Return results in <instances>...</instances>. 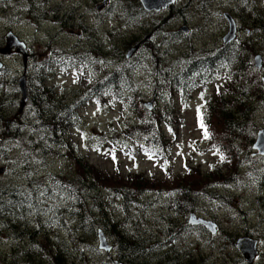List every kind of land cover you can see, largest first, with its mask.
<instances>
[{
    "label": "trees",
    "instance_id": "obj_1",
    "mask_svg": "<svg viewBox=\"0 0 264 264\" xmlns=\"http://www.w3.org/2000/svg\"><path fill=\"white\" fill-rule=\"evenodd\" d=\"M6 1L9 2V0H0L2 4L7 3ZM29 1L32 2V5H29L31 9L17 10L19 14H27L30 21L35 23L44 22L43 15L38 16L42 10L37 8L41 0ZM79 1H82L81 6L66 9L62 14L60 11L61 15H58L57 20L50 22L65 28L72 24L73 28L61 27L60 29L62 32L69 30L74 33L75 43L59 46L56 37H49V42L46 44L50 53L43 62H36L37 50L34 47V65L31 71L34 76L31 81L32 86L28 90L35 116L32 130L40 140L34 148H40L42 155L44 153L61 155L70 151L68 129L81 116L80 107L94 101L102 109L107 106H130L132 103L140 110L137 115L138 121L123 125L120 133L114 137H108L107 142H104L102 138L100 145L104 142V145H113L117 148L119 147L117 144L121 143L125 147L127 144L122 141L124 138L127 143H140V147H146L149 150L157 148L168 150L171 143L168 142L169 139L162 127H172L173 120L177 117L169 106L155 113L147 112L139 101L138 93L141 94V90L135 88L133 82H130L127 68L123 66V62L128 64L125 53L136 47L135 41L138 40L124 39V42L121 41L123 44L119 45L121 49L114 42L109 43L105 40L104 45L101 44L92 33V29L80 21L78 12L80 8L94 6L96 2L103 0ZM112 1L120 4L124 11L127 9L126 13L129 12L130 6L133 9L131 17L133 21L137 14L134 11L144 14L139 0ZM0 9L6 11L4 5H0ZM49 15L46 12L44 16L49 17ZM254 25L264 31L262 20L254 22ZM147 35L149 34H145L146 38L143 35L140 43L147 48L146 51H150L147 55L150 57L156 48ZM254 41L259 40L247 38L241 44H234L222 51H216L213 59L206 52L196 56L193 53L194 50H191L190 55L193 53L192 57L201 60H191L189 64V77L194 79L192 82H184L183 64L170 80L167 73L160 71L159 74L164 76L163 81L166 82L163 91L165 98L167 95L174 94L175 90L193 91L200 83H203L206 89L208 77L203 74L201 68L209 61H211L210 66L214 65L217 58L220 59L218 61L221 68L233 74V82L237 84L233 89L236 96L231 100H224L221 96L212 99L203 106L199 115L200 122L202 118L208 132L206 138L202 128L204 141L223 152L228 167L233 171L240 162L237 146L249 148L257 131L253 114L258 109L247 100L252 97L256 101L255 97H258L260 98L258 101L262 102L260 105H264L262 79L250 69L248 62L249 56L257 53ZM116 59L122 63L112 64L111 60ZM72 71L78 72L77 87L68 96L55 97L53 88L49 87L50 80L53 77H63ZM200 76L202 78L198 79ZM3 77L4 74L2 80ZM7 86H4L0 92V108L9 103L6 99ZM17 86L16 80L14 94L18 92ZM16 105L21 107L23 103L20 101ZM145 113H148V116ZM8 119L14 125L18 124V128L3 132L0 134V139L6 140L11 135L14 140L20 136L21 129L25 128L24 123L11 115ZM6 120L5 117L4 121ZM152 153L159 155L155 150ZM34 156L27 155L24 158L28 167L32 161L34 162ZM80 156L76 155L75 166L70 172H61L41 179L34 177L35 180L30 179L24 186L19 185L17 189L0 186V237L5 238L1 242L2 249L15 251L13 259L9 258L7 253L2 262L11 264L15 260V264H102V257L96 258L99 253L96 243L98 232L103 231L115 240L119 253L122 254L120 258L123 261L127 259L129 264H134L137 257L148 256L150 245L154 241L153 236L159 233L150 224L141 222L140 217H135L140 209V202L145 196L156 192L169 196V209L166 210L168 216H171L172 226L169 227L172 228L171 232L179 231L177 228L181 226L176 223V216L183 214L184 217H188L189 213L196 209L199 199L212 198L218 187L216 182L222 179L219 168L207 171V174L203 176L198 168H195L191 175L187 171L185 176H175L170 180L171 182L167 180L158 182L155 178H147L137 173L132 176H114L103 173L97 166L84 162ZM209 192L212 195L208 194ZM112 198L122 203L126 211L125 217L129 216L132 220L127 228L118 215H113ZM48 202L51 204H47ZM164 218L166 217H162ZM63 219H69V224L63 222ZM157 242L160 243V241Z\"/></svg>",
    "mask_w": 264,
    "mask_h": 264
},
{
    "label": "rangeland",
    "instance_id": "obj_2",
    "mask_svg": "<svg viewBox=\"0 0 264 264\" xmlns=\"http://www.w3.org/2000/svg\"><path fill=\"white\" fill-rule=\"evenodd\" d=\"M61 1L62 3H72L74 8H76V4L79 3V0ZM58 2L59 0H53L50 5L45 6V8L41 10L38 16L43 15L42 18L45 19H43L44 22L41 21L40 23H35L34 21L27 22L26 19H23V21L19 20L20 22L13 21L12 23L11 20L17 19L18 17L16 12L8 14V10L2 11L0 9V51L4 54L3 58L9 57L8 59H0V62L4 64L1 72H4L5 70L9 72L4 74L5 77H3V80L0 81V86H2L6 80L8 82L7 84H9L8 86L7 84L4 85L7 86L6 99L9 103L7 106H4L5 110L0 113V134H3L4 132L1 128L2 121H4L6 117L7 120L4 122H9V115L14 116L19 121H26L28 123L35 118L32 107L25 109L24 106L18 107L16 105V103H20L21 95L19 90L16 92L17 94H14L15 92L13 88H15L16 79L19 80V78L24 75V63L22 57L12 58L16 53L12 54V57L8 56L9 47L6 45V36L12 31L16 35L19 34L21 39L28 45L29 48H32L33 46L36 47V62H43L47 59L48 54L50 53L46 44L49 42V37H56L57 44L59 46H69L74 44V33L69 30L62 32L60 28L65 27H60V25L56 26L54 23H50L55 22L58 15H60V11L53 10ZM192 2L193 0H177V5L181 6L182 3ZM101 4L102 3H98V5ZM229 4H231L229 0H222L221 5L219 1L213 0L209 9L206 8L207 11L205 13L208 17L205 22L201 20V17L199 16L200 11H196V7L194 6L189 8V11L187 12V19L183 21H181V18H174L173 20L169 17L170 15L167 14V12L161 14L160 16L143 17L141 27L144 25H146V27L143 29L141 28V30L144 36L145 34L150 35H147L149 36L148 39L153 38L154 40V36H158L155 33V29L151 26H155V23H160L163 19H169V22L164 27L172 26L175 31L172 33L170 28L165 30L164 35L161 36L163 37V41L158 40V43L161 44L158 47L159 50H157L159 56L157 58L150 57L149 60H151V63L148 60L145 61L144 58L147 57L145 54L147 51L143 48L142 44L137 41H135L136 45H140L142 51L137 53L132 59L127 60L128 64L123 62V66L127 68L130 82H133L135 88L141 90V94L138 93L139 101L141 102L140 104L145 107L146 103L149 106L150 102L154 103V101H156L157 104L155 106L153 105L152 113L158 112L161 108L162 110H165L167 106H169L177 117L173 120L174 125L172 127H162L163 132L169 139L168 142L171 143L168 150H164L162 148L151 149L152 151L155 150V152L159 153V155H156L148 148L140 147V143H127L124 138H122V141L127 144L125 147H123L121 143L117 144V146H119L117 148L113 145H104V142H107L108 137H114L120 133L123 125L133 124L138 121L137 115L138 112L140 113V110L136 107V105H132V103L130 106H107L102 109L98 107L94 101H90L80 107L81 116L78 117V121L68 129V144L71 145V147L69 149L70 151L67 153H63L61 155H57L58 153L53 155L51 153V155H49L45 154L43 151L45 156L40 154L42 153L40 148H34V145L40 143V140L37 135L33 134L32 130L27 128H22L20 136L14 140L11 135L6 140L0 139V184L7 187L8 185L11 186L17 182L23 183L24 180L39 174L43 175L42 178H44L45 176H52L57 173L60 174L61 172H70L71 168L75 166L74 163L76 155H81L80 157L84 162L97 166L103 173L106 172L114 176H132L137 173L139 175H144L147 178H155L158 182L164 180L170 181L174 179L175 176H185L187 171L189 172V175H191L195 168H198L202 176L206 175L207 171L209 172L219 168L220 178L222 179L221 181H217V188H219V192L221 193L219 196L221 201L216 202L217 196L219 195L217 189L214 193L215 195H213V202H211V197L207 200L203 198L199 199L197 203L198 209H195V213L199 212L222 222L221 225L223 232L217 239V241L220 242L215 246L217 249L220 248L223 243H229L232 239L240 237V234L243 233V231L239 228L248 221L247 217L262 216L264 201L262 199L253 200V198L248 201H244L238 197L239 203H236L237 198L235 196L240 194L237 187L231 189L234 192L233 196L230 197L232 200L222 197L226 196L225 194L230 189V187H227L230 183L226 182L235 175L234 173H237L236 176L239 175L240 171H233L229 169L228 166L223 163V152L219 149L213 148L212 145L204 141L205 139L202 134V128L200 127L199 120L200 105H203L205 101H209L212 98V95L208 93L213 95L219 93L216 91L217 86L216 88L212 86L209 88L210 92L203 93L197 92L194 89L192 91L193 97L187 100L179 99L178 93H176L172 98L170 95H167L165 98L163 97V91L165 90L166 82L163 81L164 76H159L158 74L160 69L164 73L167 72V74H169L173 68L177 69L182 63V52L185 50L193 49L195 46L205 47L215 45L219 43V41L221 42L223 37L228 33V26H225L223 21L224 18L220 20L217 15L219 12L229 13V11L226 10V7ZM261 4L263 5L261 8H264V0H261ZM113 5L115 6L111 7L109 12H102L100 15L93 13V10H96V6H92L91 8L90 6H86L84 9L80 8L78 12V15H80V21L84 22V24L88 25L91 29L94 27H103L104 31H108L113 25V22L119 23L121 19V9L116 2H114ZM64 6L67 7V4ZM244 10L246 9L240 8L236 10V13H238V15H242ZM46 12L50 14V18L44 16L46 15ZM193 14H196L197 16H192ZM259 15L262 19H264V9L263 12H259ZM249 16L252 18L251 15ZM24 17L29 18L26 15H24ZM161 17H163L162 20ZM98 22H100L101 25H98ZM148 24H150V27ZM14 25L19 26L13 27ZM73 27L74 26L71 24L65 29ZM248 27L250 28L248 32L243 31L242 33H238L239 39L242 42V40L246 38H257L259 41L253 42L257 47L258 54L256 55L261 56L264 60V31L258 29L257 25H249ZM179 31H183L185 34L180 32L178 37H175ZM133 33H135V30L129 28L123 33H120L119 36L112 38L111 42H114L115 45L121 49L119 45L123 44L124 39L134 40L133 35H131ZM100 38L103 39L102 37ZM173 38L177 40L164 44L166 40H172ZM106 40H110V38L106 37ZM122 46L124 48V45ZM127 53L128 52H126L125 55H127ZM31 55L33 58L34 51H31ZM256 55H250L248 58L250 69L263 79L264 70L258 72L255 68L254 58ZM111 61L112 64H115V62H118L119 64L118 59ZM164 67L167 69L165 70ZM12 74H14L12 78H9ZM77 74V71H73L72 75L69 76L67 84L68 88L73 89L74 84L71 81L72 76ZM167 77L169 79V76ZM234 85L237 86L235 82L229 83L227 77L219 82V86L223 89L231 88L233 90ZM225 94L228 96L227 92H225ZM61 96L65 97L64 94ZM235 96L226 97L224 100H231ZM249 98L250 99L247 101L252 104L254 108L258 109L259 112L255 115V124L257 128L262 130L264 128L262 127L264 125V105H260L262 102L260 103L258 101L260 99L258 97H255L257 98L256 101H254V98L252 97ZM11 101H13V105H11ZM147 114L148 113H145V115ZM75 127L79 128L76 129ZM11 129H15V127ZM102 138L104 142L103 145H100L99 142H101ZM241 148L247 152L244 147ZM27 155H35L33 158L34 162L32 161L29 167L24 160ZM255 166H258L257 163ZM260 170L261 169L259 167L254 171L245 172L246 174L244 176H240V178L247 180L251 185H253L257 183L256 178L258 176L256 175ZM208 194L212 195L210 192ZM168 197V195L158 194V192L150 193V196H145L143 201L140 202V209L136 212L135 217H140L141 222L146 225L150 224L156 232L160 231L163 226L165 229L172 226L171 219L166 214L164 215V213H160L163 210H166L164 209V204H162V202L164 201L168 206V203L170 202L169 199H166ZM89 200H91V198H89ZM112 202L113 215H118L127 228V225L131 224L132 220L129 219V216L125 217L126 211L122 207V203H120L119 200L112 198ZM47 204L50 205L51 202H48ZM246 207L251 212H247ZM235 209L239 210L237 223H235L234 220V216H236L235 212H237V210L234 211ZM241 209L242 211H240ZM132 212H134V209H132ZM147 212H149V214H147ZM162 216H165L166 219H161ZM244 216H246V219ZM184 220L185 218L183 214H179L176 216L175 221L179 226H181ZM63 222L69 224L70 220L63 219ZM192 234L188 235L189 238H184L185 245L196 247V244L211 242L213 240L210 234L206 235L207 240H201ZM158 236L159 234H155L156 238ZM164 236L165 235L163 234L161 235V240ZM109 238L111 244L116 245L114 242L115 240L111 237ZM3 240H5V238L0 237V264H5L2 261L5 259L7 253H9V258L12 259L15 254V251L13 250H7L6 248L2 249L3 245L1 242ZM214 242L215 241L213 240V243ZM152 244L153 242L151 245ZM40 245L44 246V244ZM204 247L205 245L202 247L203 251ZM200 248L201 247L198 249ZM194 254L197 255L196 251ZM14 261L11 264H15Z\"/></svg>",
    "mask_w": 264,
    "mask_h": 264
},
{
    "label": "flooded vegetation",
    "instance_id": "obj_3",
    "mask_svg": "<svg viewBox=\"0 0 264 264\" xmlns=\"http://www.w3.org/2000/svg\"><path fill=\"white\" fill-rule=\"evenodd\" d=\"M52 1L53 0H41V4L37 8L43 9V8H45V6L50 5ZM217 1H219L220 5H221L222 0H217ZM229 1L231 2V4H229L227 6L228 8L226 7V10L229 11V13L234 17L235 21L237 22L239 33H242L243 31L248 32L250 30V28L248 26L252 25L251 22L253 21V17L250 18V16H249L250 13H246V14L243 13L242 15L241 14L238 15V13H236V10H238L240 8L250 10L253 6H255V4L261 3V0H229ZM81 2L82 1H80L79 3L76 4V8L81 6V4H82ZM30 4L32 5V2L29 0H9V2L3 3L2 5L5 6L6 10L13 11L15 8H17L19 10L28 9ZM65 4H67V7L64 6ZM105 4H106L105 7H103V8L100 7L102 9L101 11H97V7H99L101 5H96V10H93V13H95L96 15H100V14H102V12H109L111 10V7L115 6V5L110 3V0H109V3L107 0H105ZM211 4H212L211 1H208L205 4L204 0H193L192 3L181 4V6L173 4V6H170L167 10L163 9L161 11H154V12H150V13L147 11H144V14H141L139 11H134V12H137V14L135 15L134 21L131 18L132 14H133V9L129 6L128 7L129 12L126 13L125 11L127 9L124 11V8L122 6H120L121 7L120 8L121 9V16H120L121 19H120L119 23L113 22V25L111 26V28L108 31H104L103 27H101V28L94 27V28H92V33L95 34L98 41L104 45L106 37H108L110 39L115 38V37L119 36L120 33H123L125 30L132 28L135 30V33H133L131 35H133L135 40H138L137 42H140L142 40V37H143L141 28L143 29L146 27V25L141 27V25H142L141 21H143V17L160 16L161 14L165 13V11H166L167 14L170 15V16L169 15L168 16L170 18H172L173 20H174V18H176V19L181 18V21H183V20L187 19V10L190 7L194 6V7H196V11H200L199 16L201 17V20H203V22H205L206 17H208V15L205 13L207 11L206 8L209 9ZM71 7H73L72 3H62V1L59 0V2L56 4V6L53 8V10L69 9ZM117 11H118V9H117ZM157 12H159V13H157ZM258 12L259 11L256 10V13H258ZM192 16H197V15L193 14ZM217 16L221 20L224 15L222 12H219ZM162 19H163V17H161V20ZM223 20H225V19H223ZM13 21H19V20L16 19V20H12V22ZM168 22H169V19H163L160 23H155V26H151L155 29V33L158 35V36H154V40H153V38L151 39L153 41V44H154L156 49L161 45L160 43H158V40L163 41V37H161V36L164 35V32L166 29L170 28L172 33H173V31H175V29H173L172 26L164 27ZM98 25H101L100 22H98ZM18 26L19 25H16L15 27H18ZM148 26L150 27V24H148ZM183 31H179L175 37H178L180 32L183 33ZM17 35L19 38H21L19 36V34H17ZM149 36H147V38ZM100 37H102L103 39H101ZM173 39L168 40V41L166 40L164 42V44H168L169 42H173V41L177 40V39H174V40ZM106 41H109V40H106ZM219 43H220V41H219ZM142 46L145 49L143 44H142ZM138 47L140 48V45H138ZM170 48H173V47H170ZM187 50H189V49H187ZM140 51H142L141 48H140ZM9 53H10V55H8V56H11V57H12V54L16 53L15 56H13L12 58L19 57L16 50H11ZM3 56H4L3 53H1V51H0V59L1 60L6 58V57L3 58ZM158 56H159V54H158L157 50H155L152 57L157 58ZM31 57H32V55H31ZM6 59H8V58H6ZM218 60H220V59L217 58L215 60L214 66L213 65L210 66L211 61L207 62V65H203L201 70L209 72V70L212 69V73L214 74L215 79H216L217 78L216 75L218 74V72H220V61H218ZM199 61H201V60H199ZM190 63H191V55L187 53V55H184L182 57L183 69H185L184 79L192 82L194 79H191L189 77L190 76V74H189V71H190L189 64ZM26 70L27 69H25V71ZM175 71H176V69L173 68L170 73L173 74V73H175ZM4 72H6V74L9 73L6 70ZM27 73H28L27 71L24 72V74H27ZM2 75H3V72L1 74V77H2ZM13 75L14 74H12L10 76V78H12ZM26 76H27L26 82H27V86H28V90H29L30 87L32 86V83L30 81H33L32 79H33L34 75H33V73H31V71H29V73ZM201 78L202 77L200 76L198 79H201ZM67 84H68L67 82L61 81L60 77H53L50 80L49 87L53 88V93H54L55 97L60 98L61 89H66ZM67 90L68 89H66V91ZM24 107H25V109L32 107V103L30 101V98H29L28 104L25 105ZM4 110H5L4 107L0 108V113H2ZM22 122L26 124L27 128L29 127L28 122H26V121H22ZM13 127L18 128V124L14 125L12 121H9V122L2 121V124H1L2 131L6 132V131H8V128L11 129ZM262 127H264V125ZM242 160L249 162V163H244L245 172L249 171V170L254 171L260 167L261 170L259 172H257L258 173V177L256 178L257 183H255V185H251L250 182H248L247 180L233 179L229 184L230 189L225 194L226 196H222V197L230 200V197H232L234 194V192L231 189L237 187V190L239 191L240 194L235 196L237 198L236 203L237 202L239 203L238 197H240L241 200H244V201H248L249 199H252V198H253V200L262 199L264 201V156H260L258 153L254 152L253 151V144H252V146L248 149L247 154L244 157H242ZM256 163L258 166H255ZM242 182H247V183L241 184ZM259 187H260V189H259ZM239 188H240V190H239ZM220 194L221 193L219 192V195L217 196L218 201H221V198H219ZM9 199H12V198L9 197ZM244 201H242V202H244ZM197 207H196V209H198ZM236 210H237V212H235L236 216H234L235 223L238 222V211H239L238 209H235L234 211H236ZM240 211H242V209ZM246 211L251 212L247 209V207H246ZM197 216L199 218L203 219V220H201V223L198 226L190 224L189 216L187 218L184 217L185 220L182 223V226H184V228L182 230H180V232L181 231L187 232V234L193 233L192 235L198 237L201 240H205L206 235L210 234L212 236V239L215 241L214 243L212 240L211 242H203L201 244H196V247L191 246V248L193 250H195L197 253V264H264V210H263L262 216L247 217L248 221L246 223H244L242 225V227L239 228L240 230L243 231V233L240 234V237H238L236 239H232V241L229 243H223L221 245V247L218 249L215 246L220 243L217 241V239L219 238V236L223 232L222 225H221L222 222L220 220H215L213 218H210V217H208L204 214H201L199 212H197ZM244 217L246 219V216H244ZM204 220L211 221L214 223L215 228L217 227L216 228V234H213L211 232V230L205 226ZM167 230L169 233H171L172 228L167 227ZM166 240L167 241H162L160 243L152 244L150 249H149L148 258L147 257H143V258L137 257L135 259L134 264H147V263H149V261H150L149 264H191L192 260L190 258H188L189 247L184 248L180 244H175V243L169 242L168 238H166ZM241 241H248L255 247L256 251H254L255 257L253 259L251 258V256L249 254H245L244 251L241 250V248L239 247V242H241ZM204 245H205V247H204V251H203L202 247ZM199 247H201V248L198 249ZM206 248H208V249H206ZM201 251H203V252L200 253ZM206 251H208V252H206ZM99 254L102 255V257H103L102 261L104 264H114L117 261L120 263H123V264H129L127 259H125V261H123L120 258V256L122 254L119 253L118 246H116L114 244H113V251L110 253V255L107 256V254L103 251H99Z\"/></svg>",
    "mask_w": 264,
    "mask_h": 264
},
{
    "label": "water",
    "instance_id": "obj_4",
    "mask_svg": "<svg viewBox=\"0 0 264 264\" xmlns=\"http://www.w3.org/2000/svg\"><path fill=\"white\" fill-rule=\"evenodd\" d=\"M141 3L143 4L144 8L148 11V12H152V11H160L162 8H167L168 6H170L171 4L174 3L175 0H164L165 4L158 6L157 8H153V7H148L145 4V0H140ZM162 1V0H160ZM229 22H230V32L228 34V36L225 39V44L231 43L232 41L235 40L236 38V24L233 21V19L230 16H227ZM15 37L13 35H11L8 39V47L9 50H12L14 48L17 49V52L21 55H23L24 57V61L25 63H27L30 59V55L27 51V48L24 44H20L18 43L15 39ZM138 51V47L133 48L132 50H130L127 54V59H131ZM256 62V66L259 70L263 69V60L261 56H257L255 59ZM19 86H20V90L22 92V102L26 103L27 102V82H26V78L23 77L20 79L19 81ZM146 108L150 111L153 110V103H150L149 106L146 105ZM255 149L261 154L264 155V131L259 132L258 134V138H257V143L255 145ZM201 222L199 220H197L195 215H192L190 218V224L192 225H199ZM205 225H207V227L211 228L212 232L215 234L216 233V228L215 225H213L212 223H205ZM214 230V231H213ZM98 243L100 245V249L106 251L108 254L111 252L112 250V246L110 245L105 233L103 231L99 232V237H98ZM253 245L248 242V241H241L239 242V247L241 248L242 251H244L245 254H249L251 256V258L253 259L254 256V251L255 247ZM252 262V261H251ZM114 264H120L118 262H115Z\"/></svg>",
    "mask_w": 264,
    "mask_h": 264
},
{
    "label": "bare ground",
    "instance_id": "obj_5",
    "mask_svg": "<svg viewBox=\"0 0 264 264\" xmlns=\"http://www.w3.org/2000/svg\"><path fill=\"white\" fill-rule=\"evenodd\" d=\"M145 4L148 6V7H153V8H157L158 6L160 5H163L165 4V1L162 0H145ZM102 10V9H101ZM159 13V12H157ZM2 56V55H1ZM11 57V56H10ZM58 65V64H57ZM56 66V65H55ZM26 72V71H25ZM31 82V81H30ZM24 196V195H23ZM20 199V198H19ZM1 205V204H0ZM18 206V205H17ZM2 207V206H1ZM1 231V230H0ZM115 249V248H114ZM108 256V255H107ZM112 256V255H111ZM114 259V258H113Z\"/></svg>",
    "mask_w": 264,
    "mask_h": 264
},
{
    "label": "snow or ice",
    "instance_id": "obj_6",
    "mask_svg": "<svg viewBox=\"0 0 264 264\" xmlns=\"http://www.w3.org/2000/svg\"><path fill=\"white\" fill-rule=\"evenodd\" d=\"M200 127L204 129V135L205 137L207 138L208 136V132H207V129L205 128L204 124H203V120L201 118V122H200Z\"/></svg>",
    "mask_w": 264,
    "mask_h": 264
}]
</instances>
